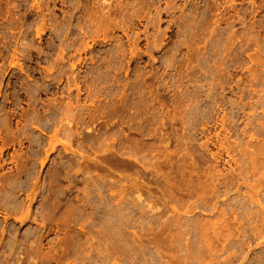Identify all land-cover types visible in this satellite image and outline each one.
I'll list each match as a JSON object with an SVG mask.
<instances>
[{"label": "rangeland", "instance_id": "374dc122", "mask_svg": "<svg viewBox=\"0 0 264 264\" xmlns=\"http://www.w3.org/2000/svg\"><path fill=\"white\" fill-rule=\"evenodd\" d=\"M0 264H264V0H0Z\"/></svg>", "mask_w": 264, "mask_h": 264}]
</instances>
